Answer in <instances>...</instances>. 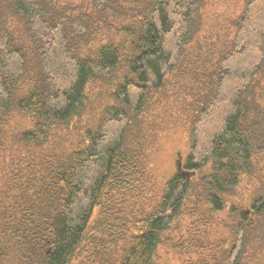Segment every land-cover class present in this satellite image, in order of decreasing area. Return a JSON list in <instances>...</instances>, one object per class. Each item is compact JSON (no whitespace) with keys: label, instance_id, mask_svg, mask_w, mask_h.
I'll return each instance as SVG.
<instances>
[{"label":"trees","instance_id":"1","mask_svg":"<svg viewBox=\"0 0 264 264\" xmlns=\"http://www.w3.org/2000/svg\"><path fill=\"white\" fill-rule=\"evenodd\" d=\"M203 7L0 0V264H72L86 248L100 264H153L171 243L185 264H264V0H245L234 21L191 115L182 171L158 188L143 182L146 107L181 70ZM101 33L108 41L93 48ZM96 87L109 92L94 108ZM211 224L224 233L208 243Z\"/></svg>","mask_w":264,"mask_h":264},{"label":"rangeland","instance_id":"2","mask_svg":"<svg viewBox=\"0 0 264 264\" xmlns=\"http://www.w3.org/2000/svg\"><path fill=\"white\" fill-rule=\"evenodd\" d=\"M60 1L64 5L73 6L86 2V0ZM244 4L245 0H204L200 30L193 43L187 48L181 70L170 75L161 91L150 97L146 107L149 116L139 133V141L141 151L142 149L146 151L147 143L152 145V149L148 150L150 158L146 167L147 179L142 178L143 182L148 180L154 186L152 188L156 186L158 188L164 179L177 171L178 163L184 162L188 152V125L191 115L198 99L209 86L210 75L218 57L226 50L233 38L234 21L241 14ZM107 41V35L98 34L92 47L96 48L100 43ZM258 82L256 91L260 99L264 100V75L258 78ZM108 92L109 90L104 88H94L88 95L89 102L94 108L99 107L102 101L107 99L104 97ZM21 124L20 120L16 119L12 127H20ZM134 187L138 190L137 184ZM99 213L100 210L97 209L90 225V235H98L101 221ZM178 230L183 235L184 224H180ZM201 231H203L201 239L208 243L219 239L224 233L223 228L217 224H211ZM171 236L174 239L172 242H175L177 235ZM169 245L158 250L153 264H185V261H188V256L181 257V254L172 248V243ZM87 249L86 252L78 255L72 264H100L97 257L87 253ZM101 258L103 255L99 257ZM196 259L195 256L192 257V261Z\"/></svg>","mask_w":264,"mask_h":264},{"label":"water","instance_id":"3","mask_svg":"<svg viewBox=\"0 0 264 264\" xmlns=\"http://www.w3.org/2000/svg\"><path fill=\"white\" fill-rule=\"evenodd\" d=\"M177 167H178L177 170L179 172L182 171V163L181 162L178 163Z\"/></svg>","mask_w":264,"mask_h":264}]
</instances>
